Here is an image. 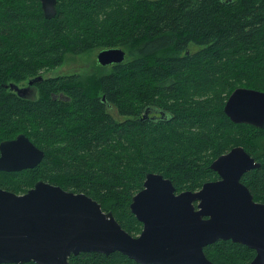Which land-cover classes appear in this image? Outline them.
Segmentation results:
<instances>
[{"label":"trees","instance_id":"16d2710c","mask_svg":"<svg viewBox=\"0 0 264 264\" xmlns=\"http://www.w3.org/2000/svg\"><path fill=\"white\" fill-rule=\"evenodd\" d=\"M55 10L45 17L39 0H0V142L22 133L43 152L32 168L0 171V188L22 194L41 180L82 192L137 236L129 204L147 173L196 191L218 179L211 162L239 145L259 163L241 182L264 203V127L223 111L237 87L264 91V0H56ZM115 47L124 60L91 92L76 76H44L67 53ZM21 82L33 97L7 88ZM146 108L159 116L143 117ZM203 251L213 264L255 254L230 240ZM68 262L140 264L96 251Z\"/></svg>","mask_w":264,"mask_h":264},{"label":"water","instance_id":"95a60500","mask_svg":"<svg viewBox=\"0 0 264 264\" xmlns=\"http://www.w3.org/2000/svg\"><path fill=\"white\" fill-rule=\"evenodd\" d=\"M45 17L55 14L56 0H39ZM118 47L98 51L97 63H120ZM41 79H30L32 83ZM21 97L26 87L8 84ZM223 111L235 123L264 127V91L235 88ZM156 109L146 108L143 117ZM43 152L24 134L0 142V171L32 168ZM259 163L242 146L214 159L218 179L196 191L176 192L169 178L147 173L129 209L142 228L132 236L111 212L82 192L37 181L25 193L0 188V263L70 264L80 252H120L140 264H213L203 248L230 240L254 250L248 264H264V203L253 199L241 176Z\"/></svg>","mask_w":264,"mask_h":264},{"label":"rangeland","instance_id":"374dc122","mask_svg":"<svg viewBox=\"0 0 264 264\" xmlns=\"http://www.w3.org/2000/svg\"><path fill=\"white\" fill-rule=\"evenodd\" d=\"M98 51H99L98 48H92L80 54L67 53L64 55L61 65L46 71L44 73V76L45 77L56 76V75L76 76L81 82H83L88 87L87 89L91 92L96 88L95 82L97 78H99L102 74L108 73L110 70V67L104 68L97 63L96 55ZM23 82H21L20 85L26 84V83L24 84ZM90 92L87 93L90 94ZM30 96L33 97V94H31ZM110 110L112 113L116 114L115 110L111 108Z\"/></svg>","mask_w":264,"mask_h":264},{"label":"flooded vegetation","instance_id":"af4514ba","mask_svg":"<svg viewBox=\"0 0 264 264\" xmlns=\"http://www.w3.org/2000/svg\"><path fill=\"white\" fill-rule=\"evenodd\" d=\"M110 66H111V65H110ZM107 67H108V66H107ZM20 87H26V88H27V90L25 91V95L30 96V95L32 94V89L28 88L27 86L22 85V86H20ZM158 116H159V114L156 113V112H149V117H150V118H156V117H158Z\"/></svg>","mask_w":264,"mask_h":264}]
</instances>
